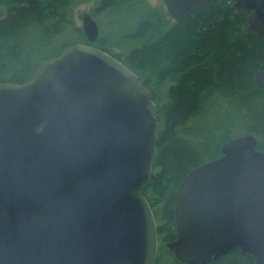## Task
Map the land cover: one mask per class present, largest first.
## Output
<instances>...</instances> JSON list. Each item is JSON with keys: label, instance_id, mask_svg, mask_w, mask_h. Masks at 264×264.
Returning <instances> with one entry per match:
<instances>
[{"label": "water", "instance_id": "1", "mask_svg": "<svg viewBox=\"0 0 264 264\" xmlns=\"http://www.w3.org/2000/svg\"><path fill=\"white\" fill-rule=\"evenodd\" d=\"M164 0L176 21L195 4ZM264 35V0H232ZM87 43L47 58L24 83L0 82V264H156L157 221L141 193L154 173L160 122L151 89L98 48L100 28L82 15ZM264 88V70L256 73ZM253 134L179 186L177 237L187 264L240 249L264 264V151Z\"/></svg>", "mask_w": 264, "mask_h": 264}, {"label": "trees", "instance_id": "2", "mask_svg": "<svg viewBox=\"0 0 264 264\" xmlns=\"http://www.w3.org/2000/svg\"><path fill=\"white\" fill-rule=\"evenodd\" d=\"M85 1L0 0V82L24 83L47 58L69 45L87 43L74 15ZM128 1L94 0L90 12L100 35L92 45L136 72L157 102L158 153L153 176L141 193L157 221L156 264H187L167 246L177 237L175 209L182 180L221 156L223 144L233 137L253 134L264 151V88L256 80L264 70V35L250 28L251 12L232 0L195 4L178 22L166 6L139 0L140 17L137 23L128 17L133 26L120 39L119 33L103 29L100 15L116 12ZM66 34L73 38L64 39ZM209 264L256 263L236 249Z\"/></svg>", "mask_w": 264, "mask_h": 264}, {"label": "rangeland", "instance_id": "3", "mask_svg": "<svg viewBox=\"0 0 264 264\" xmlns=\"http://www.w3.org/2000/svg\"><path fill=\"white\" fill-rule=\"evenodd\" d=\"M93 2L94 0L85 1L75 8L74 15L77 24L82 25V15L84 14V12L90 11L92 9ZM149 2L156 6H165L163 0H149ZM140 7L141 1L130 0L124 4H121L116 12L103 13L102 15H100V21L102 23L103 29L109 33H119L121 35L120 39H124L126 32L129 31L131 26H133V24H130V22H135L136 20L138 21L140 17ZM128 17H130V20L128 19ZM171 19L173 18L171 17ZM127 20H129L130 22L128 23ZM136 23L134 24L136 25ZM66 38L71 39L73 37L70 34H66L64 36V39ZM116 52L121 53V49L116 48Z\"/></svg>", "mask_w": 264, "mask_h": 264}, {"label": "bare ground", "instance_id": "4", "mask_svg": "<svg viewBox=\"0 0 264 264\" xmlns=\"http://www.w3.org/2000/svg\"><path fill=\"white\" fill-rule=\"evenodd\" d=\"M148 2V1H147ZM39 64V63H38ZM130 64V63H129ZM37 67V66H36ZM150 67V66H149ZM154 67V66H153ZM149 77H150V75H149ZM148 78V77H147ZM145 79V78H144ZM252 80V79H251ZM158 82V81H157ZM250 83V82H249ZM157 101V100H156ZM206 141V140H205ZM215 141V140H214ZM223 141V140H222ZM209 143V142H208ZM212 146V145H211ZM213 146H214V144H213ZM161 148V147H160ZM205 150V149H204Z\"/></svg>", "mask_w": 264, "mask_h": 264}]
</instances>
